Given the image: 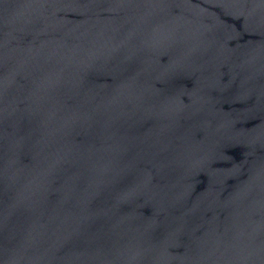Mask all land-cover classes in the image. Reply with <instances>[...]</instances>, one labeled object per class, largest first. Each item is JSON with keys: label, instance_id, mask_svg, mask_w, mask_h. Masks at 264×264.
Returning a JSON list of instances; mask_svg holds the SVG:
<instances>
[{"label": "water", "instance_id": "1", "mask_svg": "<svg viewBox=\"0 0 264 264\" xmlns=\"http://www.w3.org/2000/svg\"><path fill=\"white\" fill-rule=\"evenodd\" d=\"M0 264H264V0H0Z\"/></svg>", "mask_w": 264, "mask_h": 264}]
</instances>
